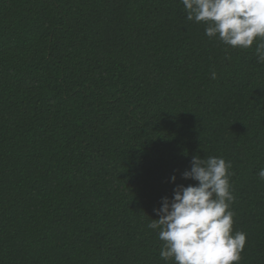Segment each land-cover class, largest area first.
<instances>
[{
    "label": "trees",
    "instance_id": "1",
    "mask_svg": "<svg viewBox=\"0 0 264 264\" xmlns=\"http://www.w3.org/2000/svg\"><path fill=\"white\" fill-rule=\"evenodd\" d=\"M254 48L180 0H0V264H165L147 224L197 155L231 162L239 264H264Z\"/></svg>",
    "mask_w": 264,
    "mask_h": 264
},
{
    "label": "clouds",
    "instance_id": "2",
    "mask_svg": "<svg viewBox=\"0 0 264 264\" xmlns=\"http://www.w3.org/2000/svg\"><path fill=\"white\" fill-rule=\"evenodd\" d=\"M187 21L204 25L210 39L233 49L255 44L257 62L264 64V0H180ZM211 78L216 79L212 72ZM232 164L222 157L194 156L182 179L195 185H177L173 197H163L154 209L149 229L163 242L160 258L168 264H239L247 234L233 233L231 205L235 197L230 178ZM264 181V168L258 172ZM175 184L176 177H171Z\"/></svg>",
    "mask_w": 264,
    "mask_h": 264
}]
</instances>
